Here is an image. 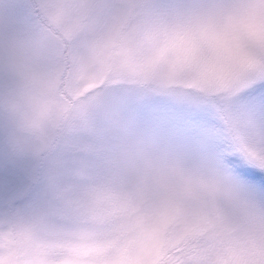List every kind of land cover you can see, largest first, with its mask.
Returning <instances> with one entry per match:
<instances>
[{
    "label": "snow or ice",
    "instance_id": "1",
    "mask_svg": "<svg viewBox=\"0 0 264 264\" xmlns=\"http://www.w3.org/2000/svg\"><path fill=\"white\" fill-rule=\"evenodd\" d=\"M19 7L26 25L39 26L79 5ZM121 23L105 56L155 62L206 86L210 109L130 106L129 136L108 140L86 98H76L85 70H99L95 50L59 61L69 73L64 99L51 77L27 103L6 93L0 264H264V0H143ZM215 118L250 120L260 146L231 150L197 127ZM142 130L152 134L148 147L132 143ZM25 250L32 258L18 255Z\"/></svg>",
    "mask_w": 264,
    "mask_h": 264
},
{
    "label": "rangeland",
    "instance_id": "2",
    "mask_svg": "<svg viewBox=\"0 0 264 264\" xmlns=\"http://www.w3.org/2000/svg\"><path fill=\"white\" fill-rule=\"evenodd\" d=\"M25 2L0 0V108L11 111L6 104L8 92L26 103L33 96L44 95L48 91L49 77L61 89L58 98H66L64 88L69 73L67 68L61 72L59 61L62 58L70 61V54L75 51L86 54L95 50L99 70H85L78 80L80 91L76 98H86L87 106L96 113L108 140L119 142L129 136L123 113L130 106L142 108L160 102L184 110L210 109L204 102L206 86L174 79L165 67L155 62L129 56L120 65L114 55H104L103 43L115 38L117 30L123 29L122 19L143 0H47L51 5L71 3L79 7L45 17L39 26L25 24L19 7ZM9 44L14 46L10 55L6 54ZM121 54L127 55L123 51ZM121 67L123 71L119 70ZM17 116L25 126H33L32 122ZM197 127L217 136L231 150L260 146V137L250 120L215 118L211 127L204 124ZM151 140V132L142 130L132 143L148 147ZM36 144L37 155L43 160L48 155L45 138L38 137ZM24 243L17 241V248ZM18 255L32 258L28 250Z\"/></svg>",
    "mask_w": 264,
    "mask_h": 264
},
{
    "label": "trees",
    "instance_id": "3",
    "mask_svg": "<svg viewBox=\"0 0 264 264\" xmlns=\"http://www.w3.org/2000/svg\"><path fill=\"white\" fill-rule=\"evenodd\" d=\"M62 38H63V36H62ZM64 41V40H63ZM65 42H67V39H66V41Z\"/></svg>",
    "mask_w": 264,
    "mask_h": 264
}]
</instances>
